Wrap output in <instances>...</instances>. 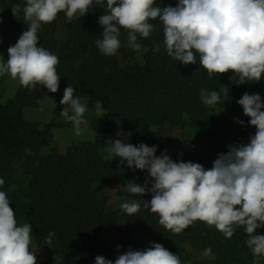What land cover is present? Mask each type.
Masks as SVG:
<instances>
[{
  "label": "trees",
  "instance_id": "1",
  "mask_svg": "<svg viewBox=\"0 0 264 264\" xmlns=\"http://www.w3.org/2000/svg\"><path fill=\"white\" fill-rule=\"evenodd\" d=\"M20 0H0V20L16 28L17 19L11 7ZM178 0H156L160 7L176 6ZM104 9L98 5L83 17L68 21L63 12L39 31V46L59 58L56 66L61 76L56 93L48 92L37 84L29 90L19 85L14 97L0 103V187L10 200L18 226L29 223L31 236L44 245L46 261L40 264H95L96 256L115 261L129 248L143 251L151 243H160L185 264H253V254L247 248V234L243 227L226 239L215 226L196 220L181 233H174L159 223V215L144 207L152 194L143 196L126 190L129 181L144 185L151 179L146 170H133L121 164L119 158H108V140L121 139L133 145L141 143L158 146L156 155L166 154L162 134L179 124L200 127L210 121L209 111L217 108L238 115L244 124L217 120L216 127L207 137L202 149L180 153L174 162L200 163L210 169L219 154L227 153L229 144H247L256 132L249 124L237 101L244 93L259 94L264 101V78L237 86L230 80L232 72L214 73L196 64L184 65L169 57L164 46L163 25L150 21L155 30L149 38L138 42L148 49L137 53L124 46L127 31L121 29L122 46L114 56H105L96 47L102 39V26L98 23ZM63 26L65 39L57 40V31ZM155 45L159 51L154 52ZM74 88V96L83 98L86 93L91 106L102 101L107 115L92 141L73 144L65 153L53 151L43 154L48 142L46 132L26 118V111L36 109L40 101L48 99L58 105L64 89ZM227 86L228 96L206 106L200 99L201 89L209 91ZM122 132L123 135H117ZM131 133L130 137L127 135ZM25 149H30L27 154ZM21 170L24 181L16 187V172ZM115 184L119 194L108 204L101 192ZM140 201L141 207L129 215L120 208L124 202ZM117 227L120 247L113 250L103 239L111 228ZM54 232L51 245L46 238ZM143 234L151 239L149 245L137 239ZM256 234L264 235V227ZM211 252L204 258L196 254ZM190 250L193 252L191 253ZM57 256L55 260L54 257ZM260 264H264L261 258Z\"/></svg>",
  "mask_w": 264,
  "mask_h": 264
},
{
  "label": "clouds",
  "instance_id": "2",
  "mask_svg": "<svg viewBox=\"0 0 264 264\" xmlns=\"http://www.w3.org/2000/svg\"><path fill=\"white\" fill-rule=\"evenodd\" d=\"M94 5L104 9L98 23L102 39L96 47L105 56H114L122 46L121 29L127 31L124 45L137 53L148 49L138 42V34L147 39L155 30L150 21L163 25L167 55L184 65L196 64L214 73L232 72L230 80L237 86L259 82L264 78V0H178L176 6H154L156 0H20L12 7L13 16L28 26L17 42L8 48V59H0V76L10 75L29 90L37 84L56 93L61 76L56 66L59 58L39 46L42 25L53 22L63 12L68 21L85 16ZM155 45L154 52L159 51ZM70 85L64 89L60 112L74 124L77 135L86 124L87 102L74 96ZM227 86L215 90L201 89L200 99L206 106L228 96ZM237 103L256 132L247 144H229L227 153L219 154L210 169L191 161L174 162L167 154L156 155L158 146L133 145L121 139L108 140V151L120 163L133 170H146L151 179L144 185L129 181L126 190L143 196L152 194L144 207L159 215V223L174 233H181L194 221L215 226L226 239L243 227L245 244L253 254V264L264 258V235L256 234L264 227V101L259 94H243ZM98 118L107 115L102 101L95 103ZM241 125L244 121H239ZM117 135H123L118 132ZM129 137L131 133L127 134ZM31 154L30 149H25ZM166 152V150H165ZM5 181L0 178V187ZM140 201L124 202L120 208L132 215L139 211ZM32 226L17 224L10 200L0 191V264H37L30 250ZM54 232L46 241L51 245ZM151 243V242H150ZM119 248V246H117ZM211 249L205 250L208 255ZM57 259V256L54 257ZM95 264H182L179 256L160 243H151L143 251L129 250L115 261L96 256Z\"/></svg>",
  "mask_w": 264,
  "mask_h": 264
},
{
  "label": "rangeland",
  "instance_id": "3",
  "mask_svg": "<svg viewBox=\"0 0 264 264\" xmlns=\"http://www.w3.org/2000/svg\"><path fill=\"white\" fill-rule=\"evenodd\" d=\"M17 27L12 28L5 25L0 20V59L7 61L8 48L14 45L23 31L27 30V25L22 19H17ZM65 33L63 26L61 25L57 31V40L63 41L65 39ZM18 79L12 78L10 75L0 76V103L14 97L18 87ZM87 102V111L84 114L86 124L81 125V133L76 134L74 124L67 121L60 112L63 110V105L59 110L58 105L51 100L44 99L40 101V104L36 109L26 111V118L28 121L37 124L39 129L46 130L47 126L51 129L46 132L48 142L43 149V154H49L53 151L59 153H65L71 148L73 144L78 142L92 141L99 129L101 128L102 121L95 113V106H91L87 97V94H83V98ZM211 116L210 121L200 127H190L188 125H176L168 127L162 134V142L166 147V154L175 161L180 153L193 152L200 150L208 143L207 137L210 132L216 127L217 120H223L231 122L235 125H239V121L242 119L238 115L230 114L217 108H211L209 111ZM111 153H108V158L111 157ZM25 176L22 171L16 172V187L24 181ZM102 196L107 199L109 205L113 204L118 197L119 189L113 184L105 187L101 192ZM103 239L113 250H118L120 247V238L117 227L111 228L103 235ZM137 239L141 242L149 245L152 241L147 239L143 234H138ZM30 250L35 252L37 256V264L44 263L46 261L44 245L32 237ZM191 253H193L190 250ZM199 258H204L205 254H196ZM185 264V263H182Z\"/></svg>",
  "mask_w": 264,
  "mask_h": 264
}]
</instances>
